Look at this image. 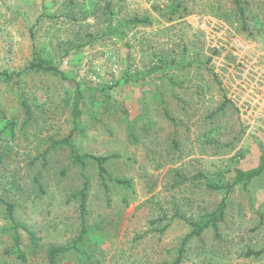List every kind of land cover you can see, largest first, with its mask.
Here are the masks:
<instances>
[{
	"label": "rangeland",
	"instance_id": "1",
	"mask_svg": "<svg viewBox=\"0 0 264 264\" xmlns=\"http://www.w3.org/2000/svg\"><path fill=\"white\" fill-rule=\"evenodd\" d=\"M85 177L57 264H264V0H0V264L75 239Z\"/></svg>",
	"mask_w": 264,
	"mask_h": 264
},
{
	"label": "trees",
	"instance_id": "2",
	"mask_svg": "<svg viewBox=\"0 0 264 264\" xmlns=\"http://www.w3.org/2000/svg\"><path fill=\"white\" fill-rule=\"evenodd\" d=\"M42 65L39 64L38 62L32 61L31 63H29V65L27 66L28 68L31 69H37V68H43L41 67ZM17 74V73H16ZM70 136L71 134H69V137H66L65 139H63L62 141H59V144H66L67 146H69L71 148V154L70 157L72 159L73 162L75 163H79L81 164V167L84 168V158L85 157H90L93 158L96 163H97V167H98V174L100 178H103L106 174V169H105V161L107 160L108 156H95V155H91V154H78L77 152H75L74 148L71 147V141H70ZM88 189V181L87 178H84L83 181V185L81 187V189L78 191L77 195L80 198V214H81V229L79 234L75 237L74 240H72L71 243H67V244H59V245H48L47 247V259H48V264H57V257L60 254H65L67 253L69 250H73L74 252L78 253V254H83L85 252L84 247H86V249L88 247H90L89 243H87L86 239H87V234L88 231H90V226H86L85 221H84V208H85V201H86V190ZM0 204H3L6 207L8 216L10 219H13V208H12V204L9 203L8 201L3 200L2 198H0ZM217 211L218 214L222 213V209L221 206L219 205L217 207ZM215 210V212H217ZM221 216V215H219ZM217 216V217H219ZM216 217V218H217ZM213 226H215V220H212L210 222ZM209 222H205L203 226H208ZM13 226L15 228L19 227V225L17 223L13 222ZM203 226H201L203 228ZM26 232H28L30 234V239L34 240L35 242V236L33 233L29 232L28 229L24 226H21ZM202 228H198L195 229L193 232L194 233H198L199 230H201ZM14 241H15V250H17V253L23 258V256L19 253V234L18 231L16 230L15 232V236H14ZM34 246H36L37 244L34 243ZM82 246V247H80ZM24 259V258H23ZM178 260V259H177Z\"/></svg>",
	"mask_w": 264,
	"mask_h": 264
},
{
	"label": "crops",
	"instance_id": "3",
	"mask_svg": "<svg viewBox=\"0 0 264 264\" xmlns=\"http://www.w3.org/2000/svg\"><path fill=\"white\" fill-rule=\"evenodd\" d=\"M94 79H96L97 81H102V77H100V75L94 76ZM85 162V161H84ZM81 216V214H80ZM82 220V219H81ZM88 235V234H87ZM88 243V242H87ZM90 245V243H89Z\"/></svg>",
	"mask_w": 264,
	"mask_h": 264
}]
</instances>
